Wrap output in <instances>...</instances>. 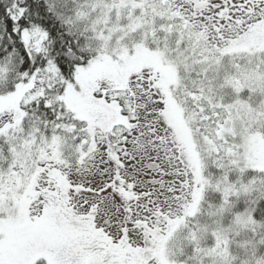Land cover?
I'll return each instance as SVG.
<instances>
[{
	"label": "snow or ice",
	"instance_id": "1",
	"mask_svg": "<svg viewBox=\"0 0 264 264\" xmlns=\"http://www.w3.org/2000/svg\"><path fill=\"white\" fill-rule=\"evenodd\" d=\"M0 264H264V0H0Z\"/></svg>",
	"mask_w": 264,
	"mask_h": 264
}]
</instances>
